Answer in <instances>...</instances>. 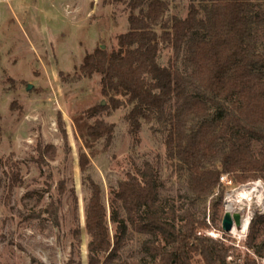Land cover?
<instances>
[{
	"label": "trees",
	"instance_id": "1",
	"mask_svg": "<svg viewBox=\"0 0 264 264\" xmlns=\"http://www.w3.org/2000/svg\"><path fill=\"white\" fill-rule=\"evenodd\" d=\"M127 4L129 30L88 53L80 68L82 76L101 77L107 104L73 119L95 156L115 135L105 113L130 106L135 143L144 123H155L165 134L170 175L182 188L178 199L163 195L159 168L145 161L119 182L109 217L102 187L91 179L89 264H258L252 252L264 259V214L251 222L242 262L206 230L222 218L224 174L240 184L264 180V0H191L186 16L169 14L168 0ZM52 149L41 147L42 158L53 157ZM88 161L84 153L81 166ZM134 234L143 236L142 257L129 260L124 248Z\"/></svg>",
	"mask_w": 264,
	"mask_h": 264
},
{
	"label": "rangeland",
	"instance_id": "2",
	"mask_svg": "<svg viewBox=\"0 0 264 264\" xmlns=\"http://www.w3.org/2000/svg\"><path fill=\"white\" fill-rule=\"evenodd\" d=\"M128 1L0 0V264H89L91 179L102 187L109 217L119 182L145 161L159 168L163 195L179 198L182 187L170 175L165 134L155 123H144L137 144L129 132L131 107L106 112V120L115 124L114 138L110 145L102 140L91 156L73 119L107 104L101 77L82 76L80 68L88 53L111 47L117 34L129 30ZM168 2L169 14L186 16L191 0ZM160 62L167 63L166 54ZM48 145L54 155L43 159L40 149ZM84 153L89 156L85 168ZM222 188V218L206 234L226 241L242 262L250 226L247 231L242 225L229 232L218 228L227 211L251 222L264 214V180ZM110 226L114 234L116 225L110 221ZM142 240L140 234L129 238L124 248L129 260L142 257Z\"/></svg>",
	"mask_w": 264,
	"mask_h": 264
},
{
	"label": "water",
	"instance_id": "3",
	"mask_svg": "<svg viewBox=\"0 0 264 264\" xmlns=\"http://www.w3.org/2000/svg\"><path fill=\"white\" fill-rule=\"evenodd\" d=\"M243 222L241 214H232L230 211H227L224 214L222 228L225 232L233 231L235 226H240Z\"/></svg>",
	"mask_w": 264,
	"mask_h": 264
},
{
	"label": "built area",
	"instance_id": "4",
	"mask_svg": "<svg viewBox=\"0 0 264 264\" xmlns=\"http://www.w3.org/2000/svg\"><path fill=\"white\" fill-rule=\"evenodd\" d=\"M221 180L225 185H232L235 182L234 178H231L228 174H224Z\"/></svg>",
	"mask_w": 264,
	"mask_h": 264
},
{
	"label": "bare ground",
	"instance_id": "5",
	"mask_svg": "<svg viewBox=\"0 0 264 264\" xmlns=\"http://www.w3.org/2000/svg\"><path fill=\"white\" fill-rule=\"evenodd\" d=\"M251 218H245V220H244V222H243V224H242V228H243V231H247L248 230V228H249V226H250V223H251V220H250ZM237 229H236V227H234V229H233V231H236Z\"/></svg>",
	"mask_w": 264,
	"mask_h": 264
}]
</instances>
